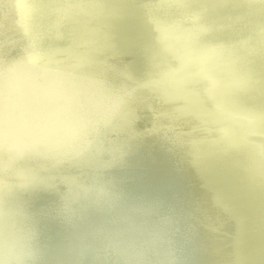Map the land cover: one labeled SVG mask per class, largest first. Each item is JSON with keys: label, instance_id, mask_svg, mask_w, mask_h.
<instances>
[{"label": "bare ground", "instance_id": "bare-ground-1", "mask_svg": "<svg viewBox=\"0 0 264 264\" xmlns=\"http://www.w3.org/2000/svg\"><path fill=\"white\" fill-rule=\"evenodd\" d=\"M80 1L96 21L78 22L74 12L69 16L87 29L94 45L115 55L110 74L150 82L153 101L169 120L163 122L135 99L130 104L126 87L119 90L113 79L104 81L100 72L91 71L106 62L92 53V64L87 63L84 38L77 32L70 36L80 52L68 54L84 66L83 72L53 66L44 70V84L31 82L26 92L19 84L3 86L10 99L0 106L6 118L2 127L0 122V150L12 152V163L0 157L2 179L37 178L34 192L21 189L15 197L33 212L45 246L55 253L69 238L61 214L70 191L103 189L170 222L180 264H264V3L170 0L174 10H155L139 3L144 0H132L133 5L102 0L104 7L95 0ZM62 2L34 0V8L38 16L47 7L58 12ZM190 13L206 28L194 30L195 39L212 47L214 56L194 57L193 76L165 81L149 67L160 73L176 63L149 18L164 20L172 34L182 36L193 30L186 19ZM38 16L35 22L46 35L51 23ZM224 57L233 60L224 62ZM133 112L141 122L132 120ZM174 123L185 131L175 132ZM196 125L210 132L186 131ZM107 133L116 135L118 147L100 139ZM22 148L33 152L31 161L42 160V153L46 161L63 156L76 163L40 173L28 162L13 161ZM103 153L105 160L99 157ZM18 167L27 177L12 173ZM10 186L0 181L3 191H11Z\"/></svg>", "mask_w": 264, "mask_h": 264}, {"label": "water", "instance_id": "water-1", "mask_svg": "<svg viewBox=\"0 0 264 264\" xmlns=\"http://www.w3.org/2000/svg\"><path fill=\"white\" fill-rule=\"evenodd\" d=\"M97 4L104 7L105 4L102 0H95ZM244 1V0H243ZM264 3V0H257ZM140 4L147 5L148 8L158 9H170L174 10L175 7L170 0H144L139 2ZM6 5V7L4 6ZM130 5H133V1L130 0ZM69 12H74L76 14V21L83 22L84 20L96 21L97 17L90 11V8L80 0H63L62 5L59 6V11L47 7L44 13H41L38 16L34 8V0H0V106L6 104L9 99L4 94V87L7 86V82L14 86L21 87V90L27 91V87L30 86L31 82L36 81L37 83L44 84L42 75H45L47 68H52L53 66H62L66 65L68 68H71L76 71H84V66L73 60V57L68 54V50H73L75 52H80V49L75 45V40L71 33L77 32L84 38L83 46L86 47L87 53V63L93 61L92 53L97 54L99 57L103 58L106 62V66L102 69H91L94 73L100 72V78H103L104 81L113 79L115 85L119 88L126 87V96L127 102L129 100L132 104V99H135L133 102H138L147 107V110L158 117L163 122H168L169 117L167 114L160 109L153 98L156 97L154 87L148 83H141L139 79H130L127 80L122 75H113L110 74V68L113 67L116 63L115 55L109 51L104 50L99 45H94L93 40L90 37H87L88 31L83 26H77L74 23V20L69 16ZM34 16L37 17V20L42 18L47 19L51 23L50 32L44 35L43 30L35 22ZM186 19L192 24L193 30L182 36L174 35L170 32L167 23L164 20H156L153 17H150L149 20L151 23L156 25L157 28V39L165 45L168 53L170 54L172 60L175 61L176 67L174 69H165L159 73L154 66H150V73H155V76L159 78H164L165 81L174 77L175 75H183L184 77L193 76L196 72L195 67L190 63V61L195 57L198 59H205L213 57L215 50L213 52L212 47L207 44H202L199 40H196L194 37V30H206L201 25L199 21V16L196 13H190ZM71 32V33H70ZM40 37L38 41L35 39ZM106 36L110 37L109 33H106ZM11 37V39H10ZM238 42L231 41V45H237ZM67 46H70L67 48ZM186 47V48H185ZM9 48V50L7 49ZM195 51H200L201 54H195ZM56 53V56H51ZM85 52V51H84ZM224 59V60H223ZM222 60L224 62H230L233 59L224 57ZM202 61V60H201ZM86 68V67H85ZM102 69V70H101ZM50 70V69H49ZM63 71V70H62ZM28 76L30 79H24L23 77ZM98 75V74H97ZM22 80V81H21ZM127 80V81H126ZM246 81L249 82L247 79ZM127 82V86H126ZM19 89V88H18ZM142 89V91H141ZM241 90V89H240ZM213 90L214 93L218 92ZM124 104V101H122ZM230 107H234L230 104ZM132 120L134 122H141L140 116L136 113H132ZM0 115L1 127L5 124L3 122L6 118ZM133 129V128H132ZM172 129L175 132L181 129L179 124L174 123ZM198 129L204 133H209L210 128H207L203 125H196L191 128L186 129V131ZM131 130V127L128 129ZM135 134H139L140 131L134 130ZM66 136V135H65ZM103 136V137H102ZM100 139L104 142H108L114 147H118L116 142L115 134L102 135ZM177 136H173L176 138ZM3 151L0 150V153ZM11 151H4L0 154V157L4 162H7L8 166H11L8 163H12ZM31 151L27 149H21L20 153L16 154V161L19 164L28 162L30 165L29 168H32L36 171H41L40 173H52L55 171L58 164H75V160H70L68 157L60 156L58 161L51 162L43 160L47 156L42 153H38V157L42 160L40 161H31ZM121 152L119 156H123ZM100 159L105 160V154H100ZM17 172H12L16 176L27 177L24 170L21 167L18 169L15 168ZM4 172L0 169V181L2 185L8 183L11 184L10 188L3 191V188H0V202L5 201L6 199L18 200L16 199V193L21 189H24L28 192H34V187L37 182V178L29 181L19 182L15 179L3 180L2 174ZM55 174L54 176H58ZM58 179H62V176ZM78 188L79 184L75 185ZM58 196H61L58 194Z\"/></svg>", "mask_w": 264, "mask_h": 264}, {"label": "clouds", "instance_id": "clouds-1", "mask_svg": "<svg viewBox=\"0 0 264 264\" xmlns=\"http://www.w3.org/2000/svg\"><path fill=\"white\" fill-rule=\"evenodd\" d=\"M61 218L67 241L51 253L22 201L0 202V264H180L170 222L114 192H69Z\"/></svg>", "mask_w": 264, "mask_h": 264}]
</instances>
